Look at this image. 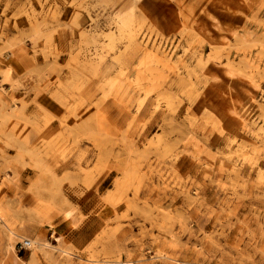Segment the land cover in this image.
Masks as SVG:
<instances>
[{
	"label": "rangeland",
	"instance_id": "rangeland-1",
	"mask_svg": "<svg viewBox=\"0 0 264 264\" xmlns=\"http://www.w3.org/2000/svg\"><path fill=\"white\" fill-rule=\"evenodd\" d=\"M0 264H264V0H0Z\"/></svg>",
	"mask_w": 264,
	"mask_h": 264
},
{
	"label": "built area",
	"instance_id": "built-area-1",
	"mask_svg": "<svg viewBox=\"0 0 264 264\" xmlns=\"http://www.w3.org/2000/svg\"><path fill=\"white\" fill-rule=\"evenodd\" d=\"M33 245V242L32 240L30 239H25L23 240L22 242H20V245H19V250H23V249H30Z\"/></svg>",
	"mask_w": 264,
	"mask_h": 264
},
{
	"label": "bare ground",
	"instance_id": "bare-ground-1",
	"mask_svg": "<svg viewBox=\"0 0 264 264\" xmlns=\"http://www.w3.org/2000/svg\"><path fill=\"white\" fill-rule=\"evenodd\" d=\"M118 26H119V25H118ZM117 28H119V27H117ZM25 239H27V238H25ZM25 239H23V240H25ZM30 240H31V239H30ZM39 245H40L41 247H42V246H44V247H45V246L49 247V244H47V243H45V244L41 243V244H39ZM51 247H52V246H51Z\"/></svg>",
	"mask_w": 264,
	"mask_h": 264
}]
</instances>
